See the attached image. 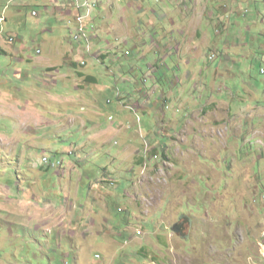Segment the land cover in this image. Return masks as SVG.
I'll return each instance as SVG.
<instances>
[{
	"label": "rangeland",
	"instance_id": "rangeland-1",
	"mask_svg": "<svg viewBox=\"0 0 264 264\" xmlns=\"http://www.w3.org/2000/svg\"><path fill=\"white\" fill-rule=\"evenodd\" d=\"M90 1L95 3L92 14L98 2ZM112 2L106 6L111 20ZM127 2L120 0L121 9ZM142 3L146 10L158 9L157 0ZM177 3V7H188V3ZM134 15L139 39L116 42L112 35L103 37L113 41L118 51L112 53L116 63L112 74L97 65V87L83 86L69 69V78L58 73L50 80L44 76L41 66L59 64L58 54L71 49L64 44L71 35L63 21L42 15L39 19L29 16L22 26H15L11 19L0 22L7 32L25 39L12 46L20 54L0 55V135L5 138L0 141V186L9 188L0 194V264H264V22L249 33L236 28L230 32L231 51L235 50L234 35L241 33L243 39L250 36L251 40H246L244 56H230L229 96L227 92L216 96L229 100V113L219 107L202 114L201 121L192 118L194 124L181 129L164 126L163 119L174 117L183 123L188 112L205 100L192 94V81L183 87L185 109L175 104L163 108L161 93H167L169 86L157 81L156 75L157 91L146 89L153 85L143 83L147 65L163 60L164 55L150 48L156 45L151 33L157 35L148 25L150 16ZM240 22L246 23L245 19ZM90 30L91 26L83 39L84 49L97 58L103 50L92 45L91 35L97 33L95 28ZM199 31L191 24L187 44L205 49L209 44L198 41ZM49 53L55 56L49 58ZM183 58L187 60L188 55ZM164 64L171 67L170 60ZM134 66L135 73L125 71ZM185 70L183 66L178 71L179 79ZM19 72L27 77L20 78ZM120 93L135 111L125 112L116 121L111 110L118 106ZM141 97L154 105L153 110L143 113L133 107ZM113 128L121 131L112 136ZM70 152L86 154L77 170L71 171L74 163L66 165ZM46 157L55 160L54 169L40 166ZM129 170L133 171L131 185ZM68 171L70 175H58ZM66 177L76 183L74 187ZM99 178H106L110 191L99 195L95 190V202L89 189ZM115 181L122 186L120 192ZM112 196L107 213L102 209L107 208L104 200ZM93 203L103 207L95 209ZM84 206L79 219L80 212L75 213ZM92 219L96 226L91 225ZM181 224V231L175 233L174 226ZM67 227H79V231L70 236Z\"/></svg>",
	"mask_w": 264,
	"mask_h": 264
},
{
	"label": "crops",
	"instance_id": "crops-1",
	"mask_svg": "<svg viewBox=\"0 0 264 264\" xmlns=\"http://www.w3.org/2000/svg\"><path fill=\"white\" fill-rule=\"evenodd\" d=\"M57 1H60V4H57ZM71 1L72 0H19L15 5H13L14 11L13 13H11L10 9H8V12L4 11L6 0H0V16H2L6 12L5 23L9 22L11 19L15 26L24 25L27 22V18L29 16L32 19H39L42 15H46L52 19H60L61 21H63L64 25L70 31L71 35L69 39H65L64 44L65 47H71V49L65 51L64 55H62V52H58V55H60V57L62 58V62L56 65L41 66L42 72L44 73V76L49 78L50 80L52 78V74L55 73H58V76L69 78V76L67 75L68 69L72 70L75 72L73 73V76L76 75L77 81L78 79L81 80L79 82L85 87L89 85H94L95 87H97V84H99V78L97 75L98 70L96 69L97 65H100L103 69L106 70L105 74H112L113 69L116 66V63L113 64L114 60L111 59L112 53L114 51H118V49L113 41H106L105 38L103 39V37L106 35H112V39H115L116 42L125 38H128L131 41H136L137 39H139V23L136 21L137 18L134 14H136L138 17L150 16L148 25L152 26L151 30L156 29L157 34L154 35L153 33H151L154 40L153 45L155 43L156 45L150 48L152 51L158 49L159 53L161 52L164 55V59L158 61L155 64L147 65L148 72H145L144 76L146 78L144 79L143 83L145 85H148L152 82L153 85H150L146 89L157 91L159 86H157L155 84V81L153 80L154 76L156 75L157 81H160L163 85L165 84V82H167L169 86V90L167 93H161L162 100L160 104H163V108L165 107L166 109V105H168L169 107L175 104L179 105L180 109H185L186 97H184V93L187 92L183 91V87L186 86V83L192 81V94H199L201 100H205L204 105L197 103V105L195 106V110L188 112L186 118L188 120L184 121L183 123L174 121V117L172 118V120L163 119L167 123L164 126L167 127L172 124V126L175 127L176 125H178V127H180L181 129L191 127L187 124H194V122L191 121L192 118H197L201 121L203 117L202 114L215 112L219 107L224 106V110H227V113H229V100L224 101L222 99H218L216 96L223 92H227V95L229 96L228 82L231 77L229 76L230 71L228 64L230 61V56L235 54L238 55L239 58L241 56H244V51L246 50L247 44L246 40H251L250 36H248L246 40L243 39V34L241 33L238 37L234 35L235 50L231 51L229 49V45L230 39L233 38H231L230 32H232L233 29L236 28L238 30H246V32L249 33L254 27H260V24L264 22V0H157V11L155 9L146 10L145 5L142 3V0H128V5L122 7L123 9H121V7L119 6L120 0L117 3V9L115 0H95L98 2V8L95 9L92 12L91 16L87 19V21H89L87 26L88 32L90 26L92 30H94V28L96 29V33L99 38L96 34L94 36L91 35V43L93 46L94 44H96V46H98V50L99 48H102L103 53L100 56L97 55V58H94L92 57L91 52L85 53L86 51L84 47L86 48L87 43L85 40H83L82 42H77L74 39L77 33L76 17L79 16L82 12L76 10L72 6ZM111 1H113V20H111V16L107 17L108 10L110 8L106 6H109V3ZM176 1H178L177 4H179L180 2L184 4L188 3L187 9L177 7ZM115 9L117 12L115 11ZM33 11H37L38 16L34 17L32 15ZM105 14L106 16L104 17ZM241 19H245L246 23H241ZM4 24H0V55L14 56L15 53L18 52L12 51V46L17 42L24 41L25 39L22 35V38H20V35L19 37H15L12 33L7 32V29L3 28ZM191 24L195 28H200V31L197 33L198 41L201 38V40H205L206 42H208L209 45L205 49H199L197 47H193V44H187V35L188 31L191 28ZM71 28H74V30L71 31ZM92 30H90V32H92ZM126 31H128L129 33H127ZM261 31L264 34V30ZM123 34H126L125 37L122 36ZM130 34L132 36H130ZM11 38L14 40L13 42L10 41ZM102 40L104 41L103 43ZM50 42L51 41L48 40L45 45H50ZM38 50V52L41 54V49L38 48ZM77 55L78 58H80L79 60L75 58V56ZM184 55H188L187 60L186 58H183ZM50 56L53 57L55 56V54L51 55V53H49L47 57L50 58ZM22 57L23 56H21V58ZM119 59L120 58L116 57L115 62L119 63ZM165 59L170 60L171 67H168L166 64H164ZM219 60L220 63L216 64V62H218ZM26 62L28 65H34V62L31 59H26ZM183 66H186V70L185 72H182V76L179 79L177 76L178 71L181 70ZM136 68L137 67L134 66L132 70L125 71L135 73ZM62 71L64 74H62ZM164 71L167 72L168 75H166ZM114 73H117V70H114ZM18 76L20 78L21 76L27 77V74H22L21 72H19ZM81 84H79V86H81L82 89L83 86ZM179 86L180 88L178 89ZM104 92L105 89L101 90L99 92V96L102 97ZM120 95L121 93L118 95V106H115L114 109L111 110L113 111V115L115 116V118H117L116 121H120V119L123 118L125 112L135 111V109L131 110L129 108L131 107L130 103L124 101L126 100L124 99L125 96ZM225 95L226 94H224V96ZM197 98L198 97H195V100H197ZM133 107H137L138 111L147 113L153 110L154 105L151 102H148L146 98L141 97L137 104H133ZM124 108H128L129 110L125 109L124 111ZM155 108H157V106ZM86 128L84 130L89 133V128ZM99 128L101 129V127ZM112 130V136L115 133L121 131L120 128H113ZM100 134H102L101 131ZM4 139L5 138L3 137V135H0V141ZM191 140H193V138ZM69 155L70 160L66 162V165L69 166L70 164L74 163L75 166V168H73L71 171L80 168V161L84 160L83 158L86 154L84 153L80 155L75 154V152H70ZM140 160H145V158L141 157ZM68 172H65L63 174L58 172V175L62 178V175L64 174L70 175V171ZM132 173V170L127 171V175L129 178ZM66 181L72 187H74V184H76L75 182H72L69 177H66ZM129 181L131 182V178ZM81 182L83 181L80 179V183ZM104 182H107L106 178H104L103 180L99 178L96 182V185L91 186V188L89 189L90 199H94L95 202H98L96 201L98 197L94 198L95 190H98L97 192H99V195H104L107 191H110V187L108 188L106 186L107 183ZM115 182V190L120 192L122 190V186L118 184V181ZM99 184H104V187L98 189ZM128 184L131 185L132 182ZM89 185H91V183ZM129 188L130 187L128 186V189ZM104 189L108 190L104 191ZM126 190L127 189H123V191ZM3 191L9 192V188L0 186V194L2 196L5 195ZM9 195L10 194H7L6 196ZM110 199H115V197H108L106 200H104L107 208H102L103 210L105 209L107 213H110L109 211H111L112 209L110 205ZM1 201L2 200H0V206ZM93 204V206H97L95 209L98 208V210L103 207L102 205L100 206L99 203ZM85 209L86 207L84 206L79 211L77 210L75 216H77V214L80 212V216L78 217L80 219L81 213ZM121 209V207H118L119 212L122 211ZM97 213L98 212H90L92 216L93 214ZM22 214H24V211L21 212V215ZM85 215H87V212L84 213V216ZM92 222V226L97 225L96 219H92ZM106 222L108 221L106 220ZM72 223L73 227L77 226L76 220ZM36 224L38 229H40L41 225H39L38 223ZM78 228L79 227L71 229L70 227H67L66 234L70 235V233H72V235L70 236H74L75 232L78 233ZM84 232L85 234L83 235H86L87 230H84Z\"/></svg>",
	"mask_w": 264,
	"mask_h": 264
},
{
	"label": "built area",
	"instance_id": "built-area-1",
	"mask_svg": "<svg viewBox=\"0 0 264 264\" xmlns=\"http://www.w3.org/2000/svg\"><path fill=\"white\" fill-rule=\"evenodd\" d=\"M17 0H6V3H5V8H4V11L7 12V10L10 8L11 5H13ZM60 4V1H57V4ZM72 3V6L76 9V10H79L81 11L82 13L76 17V22H77V33L74 37V39L76 41H81L83 39H87L88 38V26H87V19L89 17H83V7L85 4H82V0H72L71 1ZM97 8V7H96ZM6 12L4 14H6ZM2 15L0 16V22L1 23H5L6 22V18H5V15ZM32 15L34 17L38 16V12L37 11H33ZM10 41H14L12 38L10 39ZM41 165L43 167H46V168H50V169H54V161L49 159V158H46L44 160L41 161ZM138 234L140 235L141 232L139 231Z\"/></svg>",
	"mask_w": 264,
	"mask_h": 264
},
{
	"label": "bare ground",
	"instance_id": "bare-ground-1",
	"mask_svg": "<svg viewBox=\"0 0 264 264\" xmlns=\"http://www.w3.org/2000/svg\"><path fill=\"white\" fill-rule=\"evenodd\" d=\"M82 4H85L83 8H86V12H85V14H83V17H86L87 15H90L91 14L92 9L95 7V3L92 2V1H90V0H82ZM46 158H44V159H46ZM54 167H56L55 164H54Z\"/></svg>",
	"mask_w": 264,
	"mask_h": 264
},
{
	"label": "water",
	"instance_id": "water-1",
	"mask_svg": "<svg viewBox=\"0 0 264 264\" xmlns=\"http://www.w3.org/2000/svg\"><path fill=\"white\" fill-rule=\"evenodd\" d=\"M181 227H182V224L181 225H176V226H174L173 231L175 233H179L181 231V229H180Z\"/></svg>",
	"mask_w": 264,
	"mask_h": 264
},
{
	"label": "trees",
	"instance_id": "trees-1",
	"mask_svg": "<svg viewBox=\"0 0 264 264\" xmlns=\"http://www.w3.org/2000/svg\"><path fill=\"white\" fill-rule=\"evenodd\" d=\"M85 12H86V8H83V14H85ZM41 167H43L42 165H40ZM44 168H46V167H44ZM46 170H50V168H46Z\"/></svg>",
	"mask_w": 264,
	"mask_h": 264
},
{
	"label": "flooded vegetation",
	"instance_id": "flooded-vegetation-1",
	"mask_svg": "<svg viewBox=\"0 0 264 264\" xmlns=\"http://www.w3.org/2000/svg\"><path fill=\"white\" fill-rule=\"evenodd\" d=\"M185 221H187V218L184 219ZM183 222V221H182ZM186 223V222H185ZM185 228H186V224H184V227H183V233L185 232Z\"/></svg>",
	"mask_w": 264,
	"mask_h": 264
},
{
	"label": "clouds",
	"instance_id": "clouds-1",
	"mask_svg": "<svg viewBox=\"0 0 264 264\" xmlns=\"http://www.w3.org/2000/svg\"><path fill=\"white\" fill-rule=\"evenodd\" d=\"M98 6V5H97ZM82 41V40H81ZM81 41H79V42H81ZM262 73H264V71H262ZM53 161H55V160H53ZM62 164V163H61ZM58 168V167H57ZM187 222H188V220H187ZM139 231H141V230H139ZM141 235V234H140Z\"/></svg>",
	"mask_w": 264,
	"mask_h": 264
}]
</instances>
